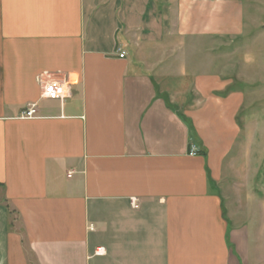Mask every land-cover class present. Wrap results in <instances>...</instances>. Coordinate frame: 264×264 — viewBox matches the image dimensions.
I'll return each instance as SVG.
<instances>
[{"label": "crops", "instance_id": "crops-1", "mask_svg": "<svg viewBox=\"0 0 264 264\" xmlns=\"http://www.w3.org/2000/svg\"><path fill=\"white\" fill-rule=\"evenodd\" d=\"M244 29L243 0H0V264H264L241 96L203 60Z\"/></svg>", "mask_w": 264, "mask_h": 264}, {"label": "rangeland", "instance_id": "rangeland-1", "mask_svg": "<svg viewBox=\"0 0 264 264\" xmlns=\"http://www.w3.org/2000/svg\"><path fill=\"white\" fill-rule=\"evenodd\" d=\"M243 9L242 35L206 38L203 60L206 76L223 82V88L212 87L213 96L226 99L241 96L237 114L242 131L239 139L253 141L261 187L264 185V0H243Z\"/></svg>", "mask_w": 264, "mask_h": 264}, {"label": "built area", "instance_id": "built-area-1", "mask_svg": "<svg viewBox=\"0 0 264 264\" xmlns=\"http://www.w3.org/2000/svg\"><path fill=\"white\" fill-rule=\"evenodd\" d=\"M118 52V57L123 58L125 56V52L119 49L116 50ZM37 82L41 86V97L47 98L50 100H59L63 102L64 99L68 96V91L65 88L64 84L61 80L57 78H49L44 80L40 75L36 78ZM36 104H30L20 115V118H34L36 117ZM188 154L190 156L199 154V150L196 145H191ZM97 254L100 253L96 252Z\"/></svg>", "mask_w": 264, "mask_h": 264}]
</instances>
